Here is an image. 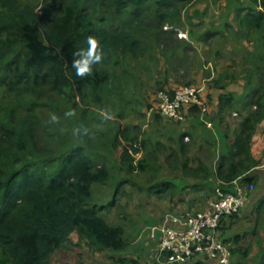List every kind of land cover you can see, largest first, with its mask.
<instances>
[{"label":"trees","instance_id":"trees-1","mask_svg":"<svg viewBox=\"0 0 264 264\" xmlns=\"http://www.w3.org/2000/svg\"><path fill=\"white\" fill-rule=\"evenodd\" d=\"M188 1L191 0H43L41 5V0H0V87L17 97L37 95L46 88L69 102L76 97H91L101 103L112 81L108 67L116 57L137 59L151 41L167 62L183 65L188 61L182 56L188 57L186 53L193 48L177 37L176 29L184 19ZM251 3L250 12L239 20L242 37L257 33L264 39V0ZM109 21L119 25L108 26ZM167 24L171 30L164 29ZM89 36L100 39L105 56L92 66L91 74L80 77L72 67L76 58L73 53L88 47ZM256 84L251 93L254 100L243 107L247 115L240 121L236 138L232 142L227 134L228 140L221 146L220 155L221 151L225 154L215 173L208 157L192 159L200 151L194 141L169 138L168 142L176 141L170 147L163 143L153 146L145 140L136 144L139 136L130 129H121L122 137L130 140L122 154L121 169L143 170L144 164L150 163L180 171L183 178L172 179L162 177L157 169L151 170L158 179L155 182L161 184L156 187L161 188L154 195L156 199L173 201L177 194L194 191L204 192V199L211 196V200L217 188L233 192L236 180L255 187L258 177L250 173L262 162L253 156V141L264 120V75ZM233 100L231 95L223 96L221 110L235 107ZM19 120L15 112L0 118V264H48L74 233L103 249L125 250L124 229L109 223L101 215L102 208L92 201V186L109 181L107 166L96 163L82 146L73 147L48 166V162L33 156L35 130L25 120ZM118 143L121 142L115 137L113 148ZM193 146L195 153L191 152ZM213 150L216 152L217 144L209 149V158L215 154ZM139 151L145 156L136 166L133 154ZM162 151L165 155L159 156ZM249 209L247 213L251 215L253 209ZM255 211L264 214L263 198L256 203ZM239 215L230 217L231 223L239 221ZM225 221L220 231L229 228ZM263 233L264 227L251 233L258 237V264H264ZM239 235H234L235 246H229L232 264H245L243 260L250 250L251 244L243 246ZM221 238L226 243L224 235Z\"/></svg>","mask_w":264,"mask_h":264},{"label":"rangeland","instance_id":"rangeland-1","mask_svg":"<svg viewBox=\"0 0 264 264\" xmlns=\"http://www.w3.org/2000/svg\"><path fill=\"white\" fill-rule=\"evenodd\" d=\"M42 3L43 0H41V5ZM203 4H205L204 0L187 2L183 9V12H185L183 13L184 19L180 26L176 28L179 30H176L179 39L186 40V37H184L186 35L180 36L182 32L185 33L186 28L191 29V31L195 29L193 18L189 14L195 11V7ZM40 11L41 6L38 7L37 12L40 13ZM106 25L116 26L119 25V22L109 21ZM164 29L171 30V27L167 24ZM192 37L194 50L190 56L193 63L198 59L195 40L198 39V36L193 34ZM256 38H258V35L249 33L248 38L246 37L242 41L239 40L240 43L237 42L238 44L222 38L219 45H228L227 48L231 47V49L236 48L235 51L226 48L224 54L231 57L235 56L240 63L245 61L248 63L250 60L248 57L253 52V47L256 48L253 54L256 52L261 54L262 52L260 47H256ZM191 46L193 48V45ZM210 51L212 54L215 53L214 49ZM140 54L137 59L131 56H119L113 59V63L108 67L112 81L106 89L101 103H95L91 97L85 99L76 97L69 102L46 88L40 89L37 95L25 94L17 97V95L9 93L6 88L0 87V118H6L8 114L15 112L17 118L20 119L19 121L25 120L29 128L35 130L33 149L35 159L48 162L49 166L59 156H63L73 147L82 146L84 151L96 163L105 164L110 174L106 185L95 184L92 186V201L98 208H102L101 215L109 223L124 229L127 241L126 249L121 252L103 249L94 242L83 239L74 233L69 241L53 255L48 264H155L154 257L159 244L157 241L148 239L145 230L149 226L160 225L161 217L174 212H167L162 209L151 211L149 210L151 207L147 211L145 202L152 201L155 198L154 195L161 191V188H156L161 184L155 182L158 179L154 178L151 170L157 169L165 172L168 167L166 164L148 163L144 164L143 170L134 171L133 169L128 171L126 168L121 169L120 164V162L122 163L125 146H129L128 142H130V140L127 142L122 137L121 129L130 128L133 130V124L137 123L138 126L132 132L135 133V136H139V142L136 144L140 142L142 144L144 140L151 142L148 135H150L152 127H146L147 124L150 125L148 123L150 118L147 117L146 113L152 105L151 97L156 96L160 90L168 89L167 84L160 81L161 76H168L164 71H159L162 69L159 64L164 60L160 56V50H157V46H154L150 41L149 45H146V50ZM155 57L156 59H152ZM206 57H210V55L208 54ZM169 78L173 79V77ZM180 83V86L193 85L185 81ZM194 85L198 86V84ZM253 85L257 86V84ZM131 98L134 100L132 104L130 102ZM252 100H254L252 96L245 99L241 98V100L236 101L235 107L228 109L230 114H227L225 122L222 124H225L226 132H228L232 142L236 138L241 119L247 115L243 107ZM67 111H72L74 114L66 116ZM105 114H107V118ZM52 115H56L57 120L53 121L51 119ZM204 119L205 121L202 120V122L208 126L207 128L218 131L208 122L207 117H204ZM155 120L158 124L177 125L158 115L151 118L150 123ZM76 129H79V131H75ZM115 137L119 138L121 142L117 144V148H113L112 145ZM163 142L169 147L176 143L172 139L170 142H168V139H164ZM151 145L154 146L155 144L152 143ZM151 149L152 147H150ZM219 149L221 147L218 143L216 152L213 150L217 157L213 168L214 173L225 154L221 151L220 155ZM192 150L195 153L194 146L191 152ZM140 152H135L133 156L135 157ZM253 156L256 160L262 161L261 166L254 168L250 173V175L258 177V183L254 190L250 192L249 200L247 197L245 207L241 211L242 215L245 214L244 218H239V221L230 223V226L226 223L229 228L224 229V237L230 247L235 246L233 238L236 234H240L238 237L241 239L242 242L240 243L243 246L248 247L251 244L249 245L248 257L243 260L245 264H258L259 251L256 245L258 237L252 236L251 233L256 229L262 231L264 227V214L255 211L256 203L260 202V199H264V120L257 127L253 141ZM116 188H119L118 193ZM143 205L145 206L143 207ZM248 207L251 211L253 209L251 215L247 213ZM249 216H251V220H248ZM155 218L160 219L155 220ZM246 232L250 233L247 234ZM149 260L150 263H148ZM209 263L215 264L208 261L204 264Z\"/></svg>","mask_w":264,"mask_h":264},{"label":"crops","instance_id":"crops-1","mask_svg":"<svg viewBox=\"0 0 264 264\" xmlns=\"http://www.w3.org/2000/svg\"><path fill=\"white\" fill-rule=\"evenodd\" d=\"M204 1L205 4L201 6L198 5L194 9L195 11L189 14L193 18L192 21L195 29L191 31V29L186 28L184 30L185 33H181L182 35H186L184 37H186L187 42L193 45V50L194 42L192 35L196 34L198 36V39H195L197 43L196 50L198 51L197 61L191 62L192 57L190 54L193 53V50L186 53L188 57L185 55L182 56L188 60L183 65L167 62V60L163 58L164 61H161L159 64L162 69L159 71H164L168 77L161 76L160 81H163V84H167L168 89L171 90L180 87V82L184 81L186 83L198 84V86L202 88L203 99L206 100L209 105V110L205 117H207L208 122L214 126V129L216 128L218 131L216 132L211 128H207L208 126L202 122L203 118L198 111H190L186 121L183 123L170 121L177 125H168V123L158 124L156 120L150 123V119L154 117L152 116L148 119L150 125L147 124L146 127H152L150 135H148L151 144L160 145L163 143V145H165L163 142L164 139L174 138V140H177L182 137L186 143L194 141L195 146L200 149L199 153L197 152L191 156L192 159L200 155L203 158L208 157L209 163H215L217 157L214 154L209 158V149L212 148L214 144L218 145V143L219 147H221V145L224 146L228 140V132H226L225 124L222 123L225 122L227 114H230L228 111L230 107H225L224 110H221V98L231 95L234 98L233 103H236V101L241 100V98L245 99L251 97V93L253 89H255V86L251 87L249 84H256L262 81L264 75V59H260L264 58V39L261 36L256 38V47H260L262 52L261 54H257V52L253 54V52L256 51V48L253 47V52H251L248 57L250 59L248 63H246V61L240 63L235 56H226L224 51L228 45H219V43H221L219 41L222 38H226V40L228 39L238 44L237 42L240 43L239 40H245L246 37H242L244 34L240 28L239 20L250 12L253 4L251 0ZM255 7L258 11L262 10L260 6ZM252 34L253 33H251V35ZM254 35H257V33H254ZM212 49L215 50L214 54L210 53ZM227 49L234 50L236 48L231 49V47H228ZM208 54L210 57H206ZM169 77H173L174 80ZM217 82H221L222 85H217ZM154 100L155 96H152L151 103H153ZM133 101V98H131V104ZM147 113L146 115L148 117ZM136 126H138V124L134 123L132 126L133 130L130 128L128 129L134 132ZM164 155L165 152L163 151L159 154V156ZM142 156H145V154L143 155V152H140L137 153L134 158H142ZM161 176L172 179L183 178L182 173L174 169L161 172ZM203 193H196L193 191L192 193H184L182 196L177 194L173 201L166 198H154L152 201L145 202V205H147V211L162 209L167 212H174L167 214L165 217H161L160 225L162 223L175 229H182L181 220L184 213L190 211H204L207 209L211 196L204 199ZM145 205H143V207ZM159 205L160 207H158ZM149 207L151 208L148 210ZM243 215L241 213L239 217L243 218ZM159 219L155 218V220ZM225 220L224 223L228 225L232 221L230 218ZM224 233L225 231H220L221 236H223ZM204 261L206 263L207 261L212 262L205 257H199L189 264H204ZM148 263H150V260ZM212 263L218 264L216 262Z\"/></svg>","mask_w":264,"mask_h":264},{"label":"built area","instance_id":"built-area-1","mask_svg":"<svg viewBox=\"0 0 264 264\" xmlns=\"http://www.w3.org/2000/svg\"><path fill=\"white\" fill-rule=\"evenodd\" d=\"M193 109H198L204 120L209 105L202 97L201 87L184 85L158 91L147 114L149 118L158 115L183 123ZM140 159H135L136 166ZM232 187L233 192L217 188L206 210L186 212L181 220L182 229L166 224L147 227V238L159 244L155 264H189L199 257L218 264H232L231 250L221 238L220 227L225 219L241 213L248 194L255 188L250 184L242 185L239 180L234 181Z\"/></svg>","mask_w":264,"mask_h":264},{"label":"clouds","instance_id":"clouds-1","mask_svg":"<svg viewBox=\"0 0 264 264\" xmlns=\"http://www.w3.org/2000/svg\"><path fill=\"white\" fill-rule=\"evenodd\" d=\"M87 48H80L75 53H73L74 58L72 61V67L75 69L77 76L83 77L85 74H91L92 66L97 64L105 56L104 48L99 38L89 36L87 39ZM74 113L72 111H67L66 116H72ZM106 118H107V114ZM51 119L53 121L57 120L56 115H52ZM75 131H79L76 129Z\"/></svg>","mask_w":264,"mask_h":264}]
</instances>
